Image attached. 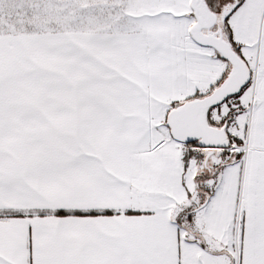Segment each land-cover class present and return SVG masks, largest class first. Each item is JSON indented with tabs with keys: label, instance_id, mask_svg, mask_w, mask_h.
Instances as JSON below:
<instances>
[{
	"label": "snow or ice",
	"instance_id": "obj_1",
	"mask_svg": "<svg viewBox=\"0 0 264 264\" xmlns=\"http://www.w3.org/2000/svg\"><path fill=\"white\" fill-rule=\"evenodd\" d=\"M0 264H264V0H0Z\"/></svg>",
	"mask_w": 264,
	"mask_h": 264
}]
</instances>
